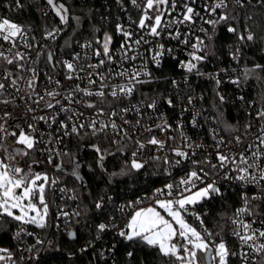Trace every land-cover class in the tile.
Wrapping results in <instances>:
<instances>
[{
  "label": "snow or ice",
  "instance_id": "1",
  "mask_svg": "<svg viewBox=\"0 0 264 264\" xmlns=\"http://www.w3.org/2000/svg\"><path fill=\"white\" fill-rule=\"evenodd\" d=\"M196 2L197 0H183V3L179 5L182 11L178 15H173L178 7L177 0H143L142 3L138 0H131L132 5L141 10L136 28L142 34L139 35L138 39H134L133 31L118 24L116 31L122 35L123 42L115 51H113V36L105 32L102 38L97 37L95 39L94 44L96 47L93 46L91 41L80 45L81 48L90 50V52L84 53L83 57L81 53L77 52L71 60L66 59L58 62L65 71V79L86 81L87 83L86 87H80V84H76L66 95H63L57 89L45 90L44 95L37 92L40 72L36 64L39 62L43 51L36 53V59H32L27 51H20L21 45L25 49L35 47L33 43H29L25 28L8 18H0V41H2L0 43V105L14 104L17 96L13 95V92L19 94L23 89L24 95L20 96L19 99L24 100L26 103L31 101L32 104L37 106L43 102L41 111L54 109L56 105H59L54 113L40 116L33 115L31 119L37 122L42 121L48 124L49 128L53 124H58L59 130H62L61 136L54 139L49 134V139L45 141L43 133H40L39 137L36 135L38 132L36 124L28 123L27 129L21 126L19 121H26L27 116H14L12 112L7 110V107L0 109V227L4 224V217L17 222L18 228L14 234V239L19 241L23 236L33 235L27 232L24 227L26 225H34L40 229L49 226L50 205L55 203V192L57 191L55 185L58 183V180L50 178L46 172L33 171L32 165H29L27 169L20 167L19 160L37 151L38 144H59L62 143L63 136H79L82 131L87 132L88 130L92 135L103 133L107 136L109 130H111L113 137H120L119 140L113 139V143L117 145L116 152L123 154L131 148V159L125 162L120 173H111L110 176H124L133 171L139 172L149 160L163 162L169 168L180 166L188 161L192 165V168L178 182L168 183L164 188L156 190L154 195L164 197V199H155V207H140L131 215L125 228L118 230V235L121 238L129 242L139 241L157 249L161 256L169 259L170 264H230L233 257H239L242 264H248L250 253L264 259V229L254 227L257 222L264 225V213L259 211L261 204H264V151L260 150L264 148V126L260 129L261 135L256 137L259 141L257 150L252 151L250 156L245 155L244 152L239 153L238 156L222 152L219 145L223 144L224 141L223 139L216 140L215 129H213L216 162H212L211 154L205 155L203 159H194L197 155L196 150L203 148L204 145L193 142L190 137L183 133V125L177 124V129L180 130L181 144L171 146L169 151L178 159L170 160L167 154L162 156L150 154L145 157L144 152L146 149L149 153L153 149L156 152H163L168 141L176 139L172 136L160 139L154 135L156 130L160 132L170 130L171 124L168 123L163 114L158 117L161 123L156 124L155 128L152 126L145 127L141 119H137L135 124H132L125 115H122L134 111L142 117L143 102L141 105H133L131 108L124 106L120 108L119 112L112 107L113 101L130 99L138 91L139 85L152 82V74L147 68L148 60L144 59V52L139 51V49L142 45H150L146 51L150 54L151 62L159 66L163 57L171 55L174 51L173 48H165L164 43H156V41L163 39L165 34L168 39L175 40L185 47H190L191 50L186 52L187 59L179 61V67L187 74H195L196 76L205 75L201 71V65L207 62L209 57L214 56L205 40L201 36L194 35L191 28L188 27L196 24L198 19L203 24L212 26L213 32H215L218 25L224 24L227 25L229 33L238 34L240 41H253L255 39L251 31L246 29V35L240 34L236 27L231 26L230 21L235 20L236 17L232 15L233 9L229 7V0H203L201 7L205 15H202L193 6ZM14 3L16 10L24 7L21 0H14ZM258 3L264 6V0H258ZM46 4L59 18L61 24H68L69 9L64 3H60L59 0H46ZM232 4L234 8L244 9L246 4H251V0H232ZM207 17L214 18L209 19ZM74 19L79 22L80 18L74 17ZM247 19H251V17L249 16ZM181 25L186 28L184 32L180 31ZM62 31L63 29L58 27L47 30L45 39L55 41ZM199 31L204 33L209 41L213 39L212 35L208 34L207 29L200 27ZM146 37H152L153 39L149 40ZM153 44H155V47H151ZM42 47L46 48L47 46ZM66 47H71V44L66 42ZM93 58H96L95 63L88 62ZM137 59H143V63L131 69L124 68L125 63L134 62ZM232 59H239V49L232 54ZM82 60L85 63H82ZM46 61L53 68L56 67L54 53L51 50L47 51ZM116 67L121 70L115 71ZM261 68H264V65L256 64L251 69H244V81H247L250 76L255 74L257 69ZM208 75L210 79L215 80L217 87H219L221 84V80L218 78L219 74ZM115 78H120L124 83H110ZM47 79L49 82L53 80L51 76H48ZM256 79L259 80V77H256ZM185 80L187 81V76ZM230 82L239 87L241 79L237 77ZM55 84L59 87L61 81L57 79ZM172 84L174 87L179 86L175 80L172 81ZM94 85L97 86L96 90L92 88ZM77 94H81L82 97L98 98L101 105L107 106V112L105 107H97L96 103L75 100L74 97ZM61 96L68 101L69 106H65L60 99H57ZM109 96L112 101L107 99ZM217 96L223 103L225 97L219 92H217ZM240 99H243V97H240ZM165 102L169 107H174V101L171 97L167 98ZM192 102L193 97L189 96L188 103L192 104ZM73 103L82 104L87 109H95L97 116L107 114L109 119L105 121L94 118L87 124L76 122L79 117L83 116V112L71 107L70 105ZM146 108L155 111L157 101L152 99L151 102L146 104ZM36 110L31 104H28L26 109L27 113H34ZM61 113L65 114L68 122L58 120ZM199 115L200 113L197 112L193 117L191 121L193 127L199 126L196 118ZM256 115L264 120V108H261ZM117 116L121 119L122 124H117L112 119ZM124 125H130L133 129L144 127L147 135L142 140L139 138L134 140L133 135H130ZM246 127H250V125ZM9 137L13 138L12 145L7 143ZM126 140L129 143H124ZM235 140L237 143L241 142L239 136L235 137ZM93 147L98 154V162L103 167L105 153H102L99 147ZM252 147L253 145H248L249 149ZM46 150L48 153L47 163H53L54 157H68L67 163L71 166L69 174L77 180L82 178L79 172L81 164L71 157L70 153L61 152L55 148H47ZM107 155H114V153L109 152ZM64 163L62 160L56 167L63 170ZM205 166L217 175L221 170L227 169V171H224V175L219 177L221 180L237 182L244 189L249 187L257 189L251 196L247 194V191L242 192V206L237 208L234 216L230 218L233 226L231 235L239 241V251L233 250L220 232L209 230L199 214L190 211V209H194L195 206L206 200L222 196L217 180L213 179L212 182H207L206 177L211 173L205 171ZM165 172L171 175L169 169H166ZM232 173H235V175H232ZM58 191L63 193L67 189L61 188ZM49 194H51V200L48 198ZM71 198L75 199L76 197ZM135 203L141 204L142 201L138 200ZM94 206L97 210H102L104 207L103 198L96 202ZM131 206L130 204L129 207ZM157 208L163 210L170 219L165 218V215H162ZM73 215L79 216L80 213L74 212ZM186 215H191L199 221V229L187 222ZM68 216V212L62 208L59 209L57 219L67 218ZM245 217L250 219H245ZM95 228L97 230L96 239H100L99 234L114 230L115 224L114 221L101 222L95 225ZM68 236L75 239L76 233L69 232ZM42 243L39 238L36 239V244ZM91 246L92 244L89 242V247ZM34 250H36V245L27 248L28 252ZM86 250L81 249V251ZM132 255V252L128 253L129 257ZM9 262L15 264L13 253L7 248H0V264H9Z\"/></svg>",
  "mask_w": 264,
  "mask_h": 264
},
{
  "label": "built area",
  "instance_id": "2",
  "mask_svg": "<svg viewBox=\"0 0 264 264\" xmlns=\"http://www.w3.org/2000/svg\"><path fill=\"white\" fill-rule=\"evenodd\" d=\"M231 1L232 0H229V5ZM59 2L62 3L61 1ZM114 2L120 10L115 11L116 13L113 19L112 28H110L109 26L108 28L95 29L94 34L92 36L86 35L82 32L83 19L81 15L69 12V22L67 25H63L60 23V20L55 15V13L46 4V0H21V3L24 5V7L19 10H16L14 0H3L1 2L0 18H8L13 22L22 25L27 32L29 43H33L35 45V47H33L32 49H25L21 45L19 50L22 52L27 51L31 55L32 59H36V53L38 51H43V54L39 58V62L36 64V67L40 72V77L36 90L40 95H44L45 90L52 89H57L63 95H66L67 92L73 89L76 84H80V87L87 86L86 81L65 79V71L60 67L58 63L66 59L71 60L72 56L77 52L81 53L82 57L84 53L90 52L89 49L81 48L80 45L91 41L93 42V46L96 47V45L94 44L95 39L97 37L102 38L103 33L107 32L113 36V51H115V49L119 48V45L123 42L122 35H120L116 31V27L118 24H121L126 29L133 31L134 39L139 38V35H141L142 33H140V31L136 28V24L139 21L141 10L134 7L131 3V0H114ZM138 2L142 3L143 0H138ZM202 2L203 0H197L196 4L193 6L196 7L197 11H200L202 15H205L201 7ZM182 3L183 0H177L178 7L176 12L173 13V15H178L182 11V8L179 7V5ZM31 12L36 13L35 18L31 17ZM45 13H47V15H45ZM74 17H79V22H77ZM168 18L170 19V17ZM207 18L212 19L214 17ZM106 19H110L108 15L106 16ZM54 27L61 28L63 29V31L59 34L55 41L51 39H45L46 31L51 30ZM188 27L191 28L194 35L201 36L208 44L209 40L207 36H205L204 33L200 32L199 29L200 27L207 29L208 34L210 35V30L212 26L203 24L202 21L198 19L196 24L190 25ZM185 30V26L181 25L180 31L184 32ZM146 38L149 40L153 39L152 37ZM66 42H69L71 44V47H66ZM0 43H2V41H0ZM156 43H164L165 48H173L174 51L171 55H165L160 65L156 66L151 62L150 54L146 51V49L150 47V45H142L140 47L139 51L144 52V59L148 60L147 68L148 71L152 74V82L161 80V77L157 73V69L163 65L164 61L167 58H172L177 63V68L181 72L178 77H172V81L175 80L179 86L174 87L172 84V88H170L169 90H161V92L155 94L150 98V91L147 88V84L149 83H146L143 85H139L138 91H136L130 99H121L120 101L112 102V107H114L115 110L118 112L120 111V108L124 106L131 108L133 105H141L143 102L144 106L142 107V117L138 116L134 111L129 112L127 114H122L125 115L126 118L132 122V124H135V121L137 119H141V122L145 127L152 126L153 128H155L156 124L161 123L160 119H158L160 114H163L167 118L168 123L171 124L172 127L170 130L165 132H160L159 130H156L154 132V135H156L160 139H166L168 136L175 137L176 139L174 141H168L163 152H156L155 149H153V151L149 153V151L146 149L144 152V156L146 157L150 154L162 156L167 154L170 160L178 159V157L173 156V154L169 151V148L171 146L181 144L180 130L177 129V124L183 125V133L190 137L193 142L204 145L203 148L196 150L197 155L194 157V159H203L205 155L211 154L212 162H216V145L215 141L213 140V129H215L216 140L223 139L224 141L223 144L219 145L220 150L224 153H231L233 155L238 156L239 153L244 152L245 155L250 156L252 151L257 150L259 141L256 139V137L261 135L260 129L262 126H264V120L258 118L256 113L264 107L258 102L256 98L249 99V103L246 106L247 118L245 119V121L241 123L235 122L231 124H225L220 120L217 112L215 111V108L213 106V98H211L212 93H210L209 89H207L206 87L197 91H190L188 89L189 84L192 81L196 82L197 80H201L202 82L205 81L206 83L210 82L213 86V89L223 95L226 99H240L230 97H232L233 92L237 96L242 95V85L251 80L250 78L252 77L250 76L247 81H244V69L253 68L250 66H245L242 63L241 43L238 42L236 47H234V43L230 42L228 43L226 51L224 53H219L217 55L209 57L208 61L201 65V71L205 74L203 76H196L195 74L189 75L181 67H179V61L187 59L186 52L191 50L190 47H185L184 45L179 44L175 40L168 39L166 34L164 35L163 39L156 41ZM44 45H46L47 47H42ZM5 47H7V45H5ZM151 47H155V44L151 45ZM237 49H239V59L233 60L232 54L236 53ZM49 50L54 53V63H56L55 68H53V66L51 64H48L46 61V54ZM81 62L85 63V61L83 60ZM88 62L95 63L96 58H93L91 61ZM141 63H143V59H137L134 62L129 61L124 64V68L131 69L135 66H139ZM120 70L121 69L119 67L115 68V71ZM105 71L107 70L105 69ZM208 74H219L218 78L221 80V84L219 85V87H217L215 80L209 78ZM48 76H51L53 78L52 82L48 81ZM186 76L187 81L185 80ZM237 77L241 79L239 87L230 82L232 79H235ZM142 78L146 79L145 77ZM57 79L61 81V85L59 87L55 84V80ZM110 83L120 84L124 83V81L120 78H115L112 79ZM96 87L97 86L95 85L92 86L93 90H96ZM13 95L17 96V99L15 100L14 104H9L8 106L0 105V109L7 107V110L9 112H12L14 116H27L28 119L26 121H19L21 123V126L27 129L28 123L36 124L38 128V132L36 133V135L39 137L40 133H43V139L45 141L49 139V134H51L54 139L62 135V130H59L58 124H53L52 127L49 128L48 124L42 121H33L31 119V116L33 115H50L59 108V105H56L54 109H47L46 111H41L40 109L43 108V102L39 106H37L36 104H32L31 101H27L26 103L24 100L19 99L20 96L24 95L23 89L19 94L13 92ZM189 96L193 97L192 104L188 103ZM169 97L173 99L174 107H169L165 102V100ZM7 98L10 99L11 97ZM57 99H60L61 103H63L65 106H69L68 101L64 100L62 96L57 97ZM74 99L96 103L97 107H105L107 112V106L101 105L98 101V98L96 97H82L81 94H77ZM107 99L109 101H112V98L110 96L107 97ZM152 99H155L157 101V109L155 111L146 108V104L151 102ZM28 104H31L33 108H36V112L27 113L26 109ZM117 105L119 106L117 107ZM70 106L76 108L79 112H83V116L79 117V120L76 122H82L84 124H87L91 119L94 118L105 121H108L109 119L107 114H105L104 116H97L95 109H87L83 107L82 104L73 103ZM197 112L200 113V115L196 117L199 126L193 127L191 121ZM112 119H114L117 124H122V121L119 116L113 117ZM58 120H65V122H68L64 113L60 114ZM249 125L250 127H246ZM124 127L129 131L130 135H133L134 140L136 138L142 140L144 136L147 135V133H145L144 131V127H139L136 129H133L130 125H124ZM82 132L91 134L90 130H88L87 132ZM97 135L109 138L111 140L112 146L116 147L117 145L113 143V139H120L119 136L113 137L111 135V130H109V135L107 136H105L103 133ZM73 136L74 135L63 136L62 143L59 144H38L37 151L30 154H36L39 157L38 159L30 160V165H32V167L38 168V171H45L50 178L58 180V183L55 185V189L57 191L55 192V203L50 205V212L48 217L49 226L44 229H40L35 227L34 225H26L24 227L26 228L27 232H30L33 235L23 236V238L19 241L14 239L17 244V250L20 257V259L18 260L14 259L15 264H43L41 262V258L45 255L50 254L57 248L56 240L51 235L50 231L56 230L59 232H63L67 235L68 239L71 240L68 236V233L75 231L77 238V229H79V227L83 228V226L81 225L88 219L89 213L82 205L76 192L73 190V188L67 185L64 180L58 175V173H66L68 175L70 173L71 166H69V164L63 160L65 162L64 168L62 171H58L56 165L62 162V159L58 157L53 158V163H47L48 153L46 149L55 148L56 150H59L61 152H69L71 149V138ZM237 136H239L241 139L240 143H237L235 140V137ZM12 141L13 138L11 137L7 139V143L9 145H12ZM124 143L129 142L126 140L124 141ZM248 145H253V147L249 149ZM129 150L131 151V148H129ZM260 150L264 151V148ZM137 158L139 159L140 157ZM22 159L19 160L20 167ZM80 164L82 165V163ZM144 168L146 170V175L152 173L154 177L160 178L159 181H157L156 184H154L150 189L142 192L141 194H138L136 198L131 202L127 203L125 201H119L116 205L117 215L111 214L109 220L107 218H104L101 219L99 222L109 223L110 221H114L115 229L99 234L100 239H96L97 232L94 234V236H89L87 238V242L83 245L82 248L79 249L80 253L82 252L81 249L89 247V242H91L92 246L90 248H94L93 253L95 261H97L98 258H101L103 264H115L116 256L114 255V250L119 241H126L118 235V230L125 228L126 224L128 223V220L131 218V215L138 208L145 207L146 205L151 204L149 203L150 201L153 203L155 199L164 198L156 197L154 195L156 190L164 188V186L168 183L178 182L180 178L185 176L186 173L192 168V165L190 161H188L182 163L180 166L169 168V166L163 164V162L149 160L145 164ZM166 169H169L171 175L166 174ZM205 171L211 173V175L206 177L207 182L210 183L213 179L217 180V184L221 188L222 196L226 195L228 191H232L233 193L237 192V202L234 205L233 212L230 218L234 216L236 209L242 206V192L247 191V194L251 196L257 191L255 187H249L248 189H244L237 182L221 180L219 177L223 176L224 171H227V169L221 170L219 172V175L213 173L212 170L207 166H205ZM232 175H235V173H232ZM61 188L67 189V191L61 193L58 191ZM73 196H75L76 198L72 199L71 197ZM219 197L221 196H217L211 200H206L202 204L195 206L194 209H190V211H194L201 216V218L204 220L206 227L211 231L212 228L210 227L207 221V216L211 212V208L215 202V199ZM48 198L51 200V194H49ZM138 200L142 201V203L136 204L135 202ZM104 203L105 199H103V204ZM130 204L132 205L131 207H129ZM61 208L64 211L68 212L69 216L67 218L57 219V213ZM259 211L261 213H264V204H261ZM74 212H79L80 215L74 216ZM186 216L192 220L193 224L199 227V221L195 220V218L191 215ZM245 219L250 218L245 217ZM229 223L230 229L228 233H220L224 236L226 242L233 250L239 251V241L231 235L233 226L230 222V219ZM57 225H59V227H57ZM254 227L264 229V225L260 224L259 222H257ZM17 228L13 232V237L15 232L17 231ZM110 233L112 238L108 237ZM37 238H39L43 243L36 244ZM31 245H36V250L28 252L27 248ZM97 254L101 256L98 257ZM9 264H11V262ZM230 264H242V262L239 257H233L230 260ZM248 264H264V259H262L261 256H258L254 253H250L248 258Z\"/></svg>",
  "mask_w": 264,
  "mask_h": 264
},
{
  "label": "trees",
  "instance_id": "3",
  "mask_svg": "<svg viewBox=\"0 0 264 264\" xmlns=\"http://www.w3.org/2000/svg\"><path fill=\"white\" fill-rule=\"evenodd\" d=\"M3 0H0V4ZM65 4L70 13L81 15L83 19L82 32L92 36L95 29L112 28L115 11L120 10L114 0H59ZM229 7L233 9L232 15L235 20L230 21L231 26L238 29V33L247 34L246 29L251 31L255 39L253 41H240L238 34L229 33L227 25L221 24L216 27L215 32L211 27L210 35L213 39L208 45L214 55L224 53L228 43H241L242 63L245 66L254 67L256 64L264 65V6L258 3V0H251V4H246L244 9L234 8L232 1ZM31 17L35 18L36 13L31 12ZM26 15V14H25ZM109 16V20L106 16ZM251 19H247V17ZM259 80L251 77L248 82L242 85V95L237 96L234 92L230 98L243 99H226L223 103L219 100L217 92L213 89L210 82L197 80L189 84L190 91H197L205 87L212 93L213 106L220 120L225 124L241 123L247 118L246 106L250 98H256L264 107V68L257 69ZM161 80L147 84L150 91V98L162 91L172 88V77H178L181 73L177 68V63L172 58H167L163 65L157 69ZM222 114V115H221ZM99 147L102 153H105L103 167L98 162V154L94 147ZM116 146H112L111 140L104 136L81 133L79 136L74 135L71 138V149L68 153L75 160H78L82 151L85 149V161L82 163L79 172L81 179L66 173L58 175L69 185L78 195L82 205L89 213L88 219L83 222V228L77 229L78 235L76 240L71 241L63 232L52 230L51 235L57 243V248L48 255L41 258L44 264H103L101 258L94 260V248L86 247V251L80 253V248L87 242L89 236H94L97 232L95 225L101 219H110V215H117L116 205L119 201L131 202L138 194L150 189L160 178H156L152 173L146 175L145 168L139 172L133 171L129 175L110 176L111 173H120L124 168L125 162L130 161L131 151L128 149L123 154L116 152ZM114 155H107V153ZM36 154L24 157L21 160V167H28L31 159H38ZM68 161V157L61 158ZM70 166V165H69ZM105 199L102 210L95 208V203ZM237 202V192L228 191L215 199L211 212L207 216V221L213 232L228 233L230 229L229 219ZM149 203H152L151 201ZM154 203V202H153ZM192 223V220L186 216ZM18 227L17 222L4 217V224L0 227V248H7L13 253L15 260L20 259L17 244L13 238V232ZM222 229V230H221ZM112 238L111 233L108 236ZM110 244V243H109ZM108 246V245H106ZM132 252L131 257L128 253ZM115 264H170L168 258L159 254L158 250L147 246L146 244L135 241H119L115 250ZM100 257L101 255H98ZM40 261V260H39ZM107 261V260H106Z\"/></svg>",
  "mask_w": 264,
  "mask_h": 264
},
{
  "label": "rangeland",
  "instance_id": "4",
  "mask_svg": "<svg viewBox=\"0 0 264 264\" xmlns=\"http://www.w3.org/2000/svg\"><path fill=\"white\" fill-rule=\"evenodd\" d=\"M258 76H259V72L256 70V72H255V74L253 75V77H258ZM24 168L27 169L28 167H24ZM32 170L35 171V172H41V173H44V172H45V171H38V168H36V167H32ZM158 199H164V198H158ZM147 207H155V204H154V203H151V204L146 205V206L143 207V208H147ZM157 210H158V211H161V214H162V215H165V218H168V217L166 216V214L163 212V210H161V209H159V208H157ZM168 219H170V218H168ZM185 219L187 220L188 223L192 224L194 227H197V228L199 229V227L196 226L195 224L191 223V222L186 218V216H185ZM9 263H10V262H9Z\"/></svg>",
  "mask_w": 264,
  "mask_h": 264
},
{
  "label": "water",
  "instance_id": "5",
  "mask_svg": "<svg viewBox=\"0 0 264 264\" xmlns=\"http://www.w3.org/2000/svg\"><path fill=\"white\" fill-rule=\"evenodd\" d=\"M85 149L82 151V155L81 157L77 160L78 162L80 163H83L85 161V153H84ZM58 171H62L61 169L57 168ZM72 232H75V231H72ZM76 233V232H75ZM70 238V237H69ZM71 240H75L73 238H70Z\"/></svg>",
  "mask_w": 264,
  "mask_h": 264
}]
</instances>
